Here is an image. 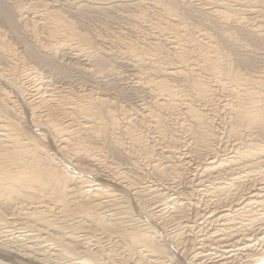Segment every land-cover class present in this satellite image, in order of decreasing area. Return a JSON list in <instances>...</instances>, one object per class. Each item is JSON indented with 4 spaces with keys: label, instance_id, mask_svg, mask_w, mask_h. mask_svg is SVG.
Segmentation results:
<instances>
[{
    "label": "bare ground",
    "instance_id": "bare-ground-1",
    "mask_svg": "<svg viewBox=\"0 0 264 264\" xmlns=\"http://www.w3.org/2000/svg\"><path fill=\"white\" fill-rule=\"evenodd\" d=\"M103 1L0 0V264H264V0Z\"/></svg>",
    "mask_w": 264,
    "mask_h": 264
},
{
    "label": "rangeland",
    "instance_id": "rangeland-1",
    "mask_svg": "<svg viewBox=\"0 0 264 264\" xmlns=\"http://www.w3.org/2000/svg\"><path fill=\"white\" fill-rule=\"evenodd\" d=\"M191 1H193L192 2V4H193V7H194V10L193 11H190L191 13L188 15V17H189V19H190V21L191 22H194V24H197V25H200V23H201V25H203V24H206L207 23V21H206V18H207V20H208V18L210 19V17L212 18V16L209 14L208 15V13L206 12V10H203L202 11V14L201 13H198V12H196L195 11V9L197 10L199 7H201V2L199 1V0H191ZM106 2V4L105 5H103V9H95L94 7H95V5H93L92 6V4L91 3H89V5L92 7H87V8H83V9H85V10H82L81 9V11H76L77 9H75L74 7H76V6H72V7H67V8H65V10L67 11V14L68 15H70L71 17H72V19H74V21H75V23L78 25V27L80 28V30H82V31H86V32H88V33H91V34H93V33H97V32H99L100 34H102L105 38H106V40H108V41H110L109 39H111V36L112 35H115V34H117V35H119V34H122V35H128V37H131V38H133V37H135L136 38V35L137 34H139V33H137L136 31H133V29H132V22L127 18V16H131V14H133V12H134V6H132V5H130V4H128V3H126V4H123V5H119L117 2H112V0L111 1H108V0H104L103 1V3H105ZM108 2V3H107ZM108 4V5H107ZM117 5V6H116ZM72 8V9H71ZM73 10V11H72ZM74 11H76V13L74 12ZM116 11V12H115ZM206 12V13H205ZM123 13V14H122ZM127 14V15H126ZM199 14V15H198ZM204 15H206V16H204ZM81 16V17H80ZM191 16V17H190ZM102 18V19H101ZM86 21V22H85ZM116 21V22H115ZM206 21V22H205ZM203 22H205V23H203ZM91 24V25H90ZM130 24V25H129ZM208 24V23H207ZM229 25V24H228ZM226 25L225 26V29L227 28V30H228V28L230 29L231 28V26L232 27H234V28H231L230 30H232V31H234V29L237 27V25L235 26V24H234V26H233V24L232 25ZM4 26V27H3ZM86 26V27H85ZM129 26H131V28H129L128 29V27ZM0 28L2 29V30H7V32H8V26L5 24V23H2V21L0 20ZM98 31H97V30ZM132 29V30H131ZM10 30V29H9ZM211 31V30H210ZM218 31V30H217ZM111 32V33H110ZM131 32V33H130ZM211 32H215L214 30L213 31H211ZM114 33V34H113ZM125 33V34H124ZM216 33H218V32H216ZM106 34V35H105ZM112 34V35H111ZM134 34V35H133ZM132 35V36H131ZM107 36H108V38H107ZM242 36H244L243 34H242ZM134 38V39H135ZM15 39V40H14ZM13 39V41L14 42H16V45H17V47L19 46L20 47V49L22 50V46H23V44L22 43H20V42H18L17 41V39L16 38H14ZM19 43V44H18ZM250 43V42H249ZM261 43V44H260ZM257 47H255V49L257 50V48H258V50L257 51H254L255 49H250L249 48V50L248 49H241V51L244 53V54H250L251 56L253 55L254 57H255V60H257V63H256V65H255V67H252L254 70H258V68H262V67H264V41H262V42H258V43H254ZM108 46H110V45H108ZM115 51H116V49H114ZM245 50V51H244ZM249 52H248V51ZM254 51V53H253V51ZM260 50V51H259ZM252 51V52H251ZM247 52V53H246ZM251 52V53H250ZM260 56V57H259ZM113 58V59H112ZM258 58V59H257ZM115 59V60H114ZM119 59V60H118ZM111 63L114 65V66H116V69H117V67H118V69L117 70H119V71H123L124 72V75H131V71L132 70H129V69H131V67H128L129 66V64L126 62V60L127 59H123V57H121V56H117V57H111ZM113 61V62H112ZM127 61H129V60H127ZM123 62V63H122ZM262 62V63H261ZM258 65V66H257ZM59 66H61L60 64H59ZM127 67V69H126V67ZM252 69V70H253ZM127 70V71H126ZM129 70V71H128ZM121 71V72H122ZM122 72V73H123ZM127 72V73H126ZM116 75L114 74H110V76H108L109 77V79L106 77V78H99V81H104V80H108L110 83H112V84H114L112 87H111V89H113V92H118V90L120 91V94H121V101L122 102H124V103H126L127 101V103L129 104L130 102V105H136V103H138V101H139V99H137L135 96L136 95H138L139 94V91H135V90H137L136 88H135V86H134V84H132V83H129L128 82V78H126V77H124L123 76V78H120L119 76H116ZM114 77V78H113ZM59 77H57V79H58ZM112 78V79H111ZM121 80H120V79ZM118 79V80H117ZM117 80V81H116ZM123 80V81H122ZM127 80V81H126ZM113 81V82H112ZM117 85H116V84ZM121 85H120V84ZM126 83H128V84H126ZM125 85H127L126 87H125ZM116 86V87H115ZM125 88V92H124V89L122 88ZM131 86V87H130ZM115 88V89H114ZM117 88V89H116ZM119 88V89H118ZM135 88V89H134ZM122 89V90H121ZM133 89V90H132ZM129 91V92H128ZM130 91H132V92H130ZM112 92V91H111ZM124 92V93H123ZM127 95H126V94ZM134 93V94H133ZM146 93H142L141 95H145ZM131 95V96H130ZM140 95V94H139ZM130 97V98H129ZM132 97H133V99H132ZM124 100H123V99ZM135 98V99H134ZM129 99V100H128ZM133 102L135 103V104H133ZM139 104V103H138ZM139 213V215L141 216V217H143V218H145V214H144V212L141 210V211H139L138 212ZM143 213V214H142Z\"/></svg>",
    "mask_w": 264,
    "mask_h": 264
}]
</instances>
